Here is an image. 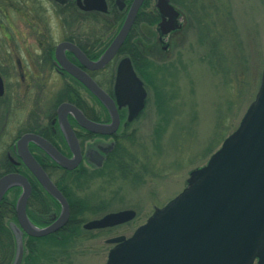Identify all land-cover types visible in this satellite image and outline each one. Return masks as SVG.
<instances>
[{
	"label": "flooded vegetation",
	"instance_id": "1",
	"mask_svg": "<svg viewBox=\"0 0 264 264\" xmlns=\"http://www.w3.org/2000/svg\"><path fill=\"white\" fill-rule=\"evenodd\" d=\"M132 1L0 0V76L3 82V91L0 94V177L10 172H18L29 181L37 180L19 155L18 142L28 133L41 136L68 159L79 158L74 168H66L39 144L28 142L30 152L62 193L61 187L65 190L62 185L64 181L67 182V179L73 178L77 173L85 171L87 178L99 170H107L110 173L124 159L127 161L124 170H132L126 173L127 177L140 178L139 171H142V168V172H148V175L152 176L151 170H148L151 161L142 160L144 154L139 148L141 144L136 134L141 117L145 116L151 103L152 88L144 72L154 64L140 62V59L151 60L152 49L156 46L169 51L173 45L172 41L184 29L185 16L182 6L169 0L179 13L176 20L178 27L163 33L159 25L163 16L157 7V0H153L152 7L144 9L145 14L150 17L153 11L159 14V19L154 24L139 20L138 13L142 4L123 42L124 44L128 41L126 49H123L122 44L108 62L92 68L91 63L102 57L120 30ZM218 3V0H202L198 11L195 12L196 16L191 4L184 6L190 13L189 18H197L200 43L205 41L206 35L211 34V28L215 24L210 20L213 12L211 10L216 9L217 14L220 7ZM102 4L106 7L104 10L98 8ZM89 6L90 9H87ZM165 18L169 20L168 16ZM143 24L155 27V33L145 32ZM222 35H226L225 26L219 31V36ZM210 38L217 39L218 36L213 33ZM64 42L71 43L77 50L63 49L68 61L90 77L101 94L65 69L57 51L58 46ZM214 46L218 48L216 42ZM126 57L129 58L133 71L142 81L146 91L143 107L134 114L131 113L128 103H121L119 100L118 69L121 60ZM263 75L264 70L260 87L263 84ZM130 82L128 91L133 94L129 95V99L135 100L140 90L135 94V88ZM55 87L58 91L54 97L50 92L51 88ZM104 97L111 100L114 107L111 108ZM64 104L78 109L86 119L95 124L115 123V126L106 133L96 132L85 127L72 109L59 111ZM65 118L77 143L71 144L67 139L64 123L61 121ZM135 170L137 173L134 174ZM37 182L40 184L38 180ZM187 188L188 184L176 196ZM8 192L1 202L6 195L11 198V192ZM63 195L65 196L64 193ZM55 200L60 210L50 213L43 226L54 222L61 213V204ZM8 203L9 200H6V204ZM10 209L9 206H4L3 211Z\"/></svg>",
	"mask_w": 264,
	"mask_h": 264
},
{
	"label": "water",
	"instance_id": "2",
	"mask_svg": "<svg viewBox=\"0 0 264 264\" xmlns=\"http://www.w3.org/2000/svg\"><path fill=\"white\" fill-rule=\"evenodd\" d=\"M144 0H133L124 23L102 57L91 63L92 68L108 62L123 44ZM162 13L163 33L178 27V11L169 0H157ZM90 9L89 7H86ZM104 10V4L98 7ZM165 16L169 17L166 20ZM65 48L77 51L69 42L58 46V58L65 69L80 78L94 91L95 82L72 65L64 54ZM264 78V75H263ZM119 100L130 105L131 113L141 109L146 97L142 81L136 76L128 57L118 69ZM129 81L140 90L137 99H129ZM3 82L0 76V94ZM101 94V93H100ZM110 107L111 100L104 97ZM72 109L81 123L96 132L106 133L115 126L95 124L78 109L64 104L59 111ZM64 131L71 144L76 137L67 122ZM117 124V121H116ZM39 144L54 160L66 168H74L79 158L68 159L39 135L28 133L18 142L19 155L45 190L61 204L56 220L41 227L33 223L26 211L31 184L26 176L10 172L0 177V203L5 193L19 186L22 191L16 202L18 224L11 226L16 240L12 264H22L25 254L24 233L41 237L59 231L69 220L70 207L66 197L50 179L28 148V142ZM76 151V150H75ZM188 188L162 208H156L150 218L130 235L110 237L105 264H264V80L258 96L243 116L238 128L216 150L208 162L190 172ZM136 210L128 208L111 211L83 224L85 229L113 227L134 219Z\"/></svg>",
	"mask_w": 264,
	"mask_h": 264
},
{
	"label": "rangeland",
	"instance_id": "3",
	"mask_svg": "<svg viewBox=\"0 0 264 264\" xmlns=\"http://www.w3.org/2000/svg\"><path fill=\"white\" fill-rule=\"evenodd\" d=\"M218 1V13L212 9L210 16L216 24L211 34L216 33L217 39L208 34L200 43L197 18H189L182 6L184 29L172 47L169 51L157 46L152 49L154 65L146 70L151 103L136 134L142 160L151 161L148 170L152 176L142 172L143 168L140 178L127 177L131 169L121 173L113 169L111 174L99 170L90 178L85 172L76 175L77 183L85 182L78 194L91 205L106 207L99 215L86 214L87 220L126 208L135 209L136 217L110 231L87 230L75 249L58 250L57 262L43 264H105L112 246L106 239L129 236L144 224L155 208L167 204L186 187L190 172L205 165L240 125L256 98L264 70V0ZM190 2L193 13L197 12L202 0ZM224 26L226 35L219 36ZM143 30L155 33V27L147 24ZM51 90L55 97L58 90ZM71 179H67L69 184Z\"/></svg>",
	"mask_w": 264,
	"mask_h": 264
},
{
	"label": "trees",
	"instance_id": "4",
	"mask_svg": "<svg viewBox=\"0 0 264 264\" xmlns=\"http://www.w3.org/2000/svg\"><path fill=\"white\" fill-rule=\"evenodd\" d=\"M173 1L185 7H187L188 4H191V0ZM152 5L153 0L144 1L140 12L138 13L139 20L154 24L159 19V14L155 11H153L151 17L144 12L145 7H152ZM194 14L195 16L197 15V13ZM127 42L128 41H125L123 44V49H126L125 46H127ZM140 62L148 64L153 63L148 58H141ZM144 76H146V79L149 82L150 76L146 71L144 72ZM126 165L127 161L124 159L123 161H120L119 165H117L115 169L118 170V173H121ZM84 172L85 171H82L81 175H84ZM75 177L76 176L72 178L75 180L73 181L72 186L70 185L72 179L70 180V184L68 180L67 182L64 181V184H62L63 187H65V190L60 186L70 204V217L67 224L58 232L51 233L43 237H33L24 234L26 252L22 264H43V262H57L56 259L58 256L55 254L58 250L69 252L71 248L75 249L77 246V241L81 238V235H83L85 232H89L83 229V223L87 220L85 215L89 213H95L94 215L96 216L100 214L99 210H104L106 208L103 207L102 204L98 206L91 205L87 202V200L81 197L78 192L83 190L82 185L85 182L77 183L78 178ZM30 183L32 185V192L27 202V214L32 222L39 226H43L46 224L48 215L54 211L59 212L60 207L58 206L57 201L50 194H48V192H46L42 186H40L37 180L32 179L30 180ZM9 192H11V198L6 195L0 204V264H12L16 252V240L11 222L17 223L15 204L21 190L20 188H12L9 190ZM6 200H9L8 204H6ZM4 206H9L11 208L10 211L4 212ZM111 229L112 228H106L101 229V231L106 232L110 231Z\"/></svg>",
	"mask_w": 264,
	"mask_h": 264
}]
</instances>
